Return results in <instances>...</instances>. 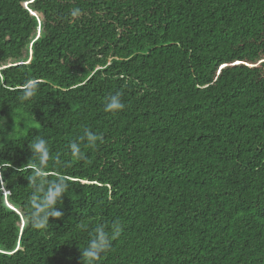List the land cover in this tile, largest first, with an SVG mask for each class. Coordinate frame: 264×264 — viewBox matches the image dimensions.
<instances>
[{
    "label": "trees",
    "instance_id": "obj_1",
    "mask_svg": "<svg viewBox=\"0 0 264 264\" xmlns=\"http://www.w3.org/2000/svg\"><path fill=\"white\" fill-rule=\"evenodd\" d=\"M37 138L68 185L39 230ZM0 164V264H83L113 225L98 264H264V0H0Z\"/></svg>",
    "mask_w": 264,
    "mask_h": 264
},
{
    "label": "clouds",
    "instance_id": "obj_2",
    "mask_svg": "<svg viewBox=\"0 0 264 264\" xmlns=\"http://www.w3.org/2000/svg\"><path fill=\"white\" fill-rule=\"evenodd\" d=\"M79 9L72 11L73 18L78 17ZM36 86L32 85L22 90L20 100L22 102H31L35 95ZM105 111H119L125 108L122 101V93L117 92L106 98ZM80 140H87L89 145H95L97 137L91 130H87ZM71 154L80 159H84L80 144L73 141L70 145ZM30 148L33 152V157L38 161V167H32V172L29 176L30 183L34 185L31 193V211L29 212V224L33 229H44L49 223L50 217H61L62 213L57 210L59 201L63 199L68 187L66 177L58 176L54 180H48L43 169L46 167L47 161L50 158L48 142L46 139L37 138L30 142ZM11 165L0 164V169L10 167ZM2 173V172H0ZM3 174H0V184H6ZM120 226L113 225L111 232L106 231L103 226H98L91 233L86 246L81 249L83 256V264H98L99 257L107 252L112 244V241L119 236Z\"/></svg>",
    "mask_w": 264,
    "mask_h": 264
}]
</instances>
